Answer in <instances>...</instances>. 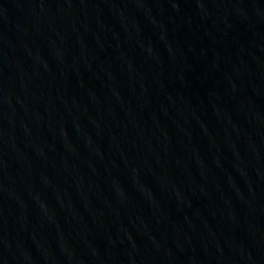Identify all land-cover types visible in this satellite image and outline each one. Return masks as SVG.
I'll use <instances>...</instances> for the list:
<instances>
[{
    "label": "water",
    "instance_id": "water-1",
    "mask_svg": "<svg viewBox=\"0 0 264 264\" xmlns=\"http://www.w3.org/2000/svg\"><path fill=\"white\" fill-rule=\"evenodd\" d=\"M0 264H264V0H0Z\"/></svg>",
    "mask_w": 264,
    "mask_h": 264
}]
</instances>
